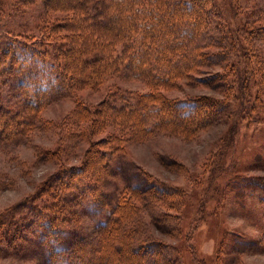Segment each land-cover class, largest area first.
<instances>
[{"label": "trees", "instance_id": "1", "mask_svg": "<svg viewBox=\"0 0 264 264\" xmlns=\"http://www.w3.org/2000/svg\"><path fill=\"white\" fill-rule=\"evenodd\" d=\"M25 2L27 8L42 3L46 16H65L53 23L44 20L41 40L3 42L0 37V148L29 138L44 124L42 114L55 100L97 90L113 77L142 81L147 92L118 90L94 107L77 101L57 128L63 141L89 147L77 167L63 160L68 151L64 143L45 154L44 161L58 167L0 217V257H20L44 246L41 264H180L167 244L153 239L137 245L139 225H131L142 208L173 203L181 192L149 174L121 194L107 185L118 176L131 143L161 133L191 141L225 115L243 121L254 113L259 102L253 99L251 83L263 73V20L252 13L232 28L216 0ZM215 67L223 71L205 73ZM181 82L221 89L225 98L180 101L165 95ZM4 86L10 90L7 96ZM231 102L239 104L234 111ZM237 135L234 124L232 145ZM232 187L243 207L246 193L264 200V177L237 178ZM209 199H202L200 221ZM88 207L102 217L92 231L81 212ZM170 222L163 212L152 219L161 229ZM67 234L69 242L64 241ZM253 245L240 238L236 253H246ZM189 246L193 264H206Z\"/></svg>", "mask_w": 264, "mask_h": 264}, {"label": "rangeland", "instance_id": "2", "mask_svg": "<svg viewBox=\"0 0 264 264\" xmlns=\"http://www.w3.org/2000/svg\"><path fill=\"white\" fill-rule=\"evenodd\" d=\"M216 1L222 6L225 19L232 28H238L252 13L264 22V0ZM22 2L27 4L25 0H0V37L3 42L18 37L28 42L41 40L42 22L46 19L49 23L57 22L65 16L60 13L46 16L42 3L27 8L22 6ZM262 69L263 78L259 77L251 83L253 99L257 98L258 107L254 105V113L247 115L243 121H234L231 116L225 115L191 141L161 133L152 135L141 144L127 146L118 176L107 185L109 191L121 194L133 183L145 181L146 174H149L181 192L173 203L168 200L153 203L150 209L142 208L131 225L132 228L139 225L137 245L153 239L167 244L172 247V253L180 258V264H193L189 243L206 264H264V200L257 193H246L243 207L237 203L232 190L237 178L264 177V65ZM220 71L223 68L215 67L205 70V73ZM118 90L144 93L147 86L139 80L113 77L97 90L87 89L69 98L57 99L43 112L44 124L29 138L20 144L0 148V217L33 194L55 173L57 164L43 158L48 152L56 151L61 143L68 149L64 153L66 155L63 154V160L72 167L80 165L88 144L78 146L65 138L63 141L57 126L70 115L78 100L94 107ZM8 91L9 87L4 86L5 96ZM165 95L180 101L195 100L197 97L225 98L221 89L196 82H181ZM231 103L232 111L239 107L237 102ZM48 123L51 124L48 126ZM234 124L237 125L238 135L232 145L230 136ZM206 195L210 198L204 208L206 217L200 221L202 199ZM81 212L89 231L94 230L95 224L102 220L89 207ZM159 212L169 214L171 219L164 229L152 223ZM69 230L74 232L75 229ZM240 238L251 240L254 249L243 254L236 253V242ZM70 240L67 234L64 241ZM46 250L44 246H36L20 257H0V264H41Z\"/></svg>", "mask_w": 264, "mask_h": 264}]
</instances>
